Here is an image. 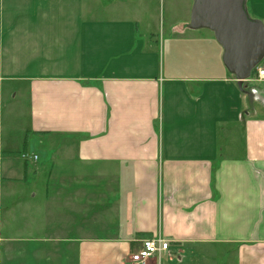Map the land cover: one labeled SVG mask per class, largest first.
I'll list each match as a JSON object with an SVG mask.
<instances>
[{
    "label": "crops",
    "instance_id": "obj_1",
    "mask_svg": "<svg viewBox=\"0 0 264 264\" xmlns=\"http://www.w3.org/2000/svg\"><path fill=\"white\" fill-rule=\"evenodd\" d=\"M146 1L0 0V85L29 148L2 150L0 264H131L158 235L169 262L200 247L264 264V81L239 85L190 28L194 0H169L184 20L159 39ZM246 5L264 24V0ZM90 202L108 232L85 239Z\"/></svg>",
    "mask_w": 264,
    "mask_h": 264
},
{
    "label": "rangeland",
    "instance_id": "obj_2",
    "mask_svg": "<svg viewBox=\"0 0 264 264\" xmlns=\"http://www.w3.org/2000/svg\"><path fill=\"white\" fill-rule=\"evenodd\" d=\"M130 1L132 5L138 7L139 0ZM139 7H142L144 12L143 15L146 20L143 28L146 26L150 31L156 34L158 39L171 33L173 31L172 27L175 26V28H178L182 26L184 20L182 6H178L177 10H173L169 0H147L145 5ZM13 99L14 98L7 90V86L0 85V180L5 168L4 160H2L1 157L2 150L15 151V155L19 156L21 152L28 151L29 149L28 145H24L25 134L20 126L23 120L19 116L17 117L16 114L12 117L9 116L12 106H16V108L18 106L17 109L19 111L23 104L21 98L18 100ZM41 164L42 167L48 166L50 161L45 160ZM0 189L5 190L6 185L2 187L0 183ZM36 203L41 202L36 201ZM92 208V202L87 203L79 214V220L84 226V234L82 236H84L85 239L105 236L108 232L104 233L102 229L96 228L93 222ZM225 250L224 248H218V250L214 252L213 250L200 247H187L185 253L178 254L179 258L176 257L172 262H169L166 256L162 255L160 262L156 264H236L235 252H231L229 256L226 257Z\"/></svg>",
    "mask_w": 264,
    "mask_h": 264
},
{
    "label": "water",
    "instance_id": "obj_3",
    "mask_svg": "<svg viewBox=\"0 0 264 264\" xmlns=\"http://www.w3.org/2000/svg\"><path fill=\"white\" fill-rule=\"evenodd\" d=\"M247 0H194L190 28H207L224 48V63L243 85L264 59V24L250 19Z\"/></svg>",
    "mask_w": 264,
    "mask_h": 264
},
{
    "label": "built area",
    "instance_id": "obj_4",
    "mask_svg": "<svg viewBox=\"0 0 264 264\" xmlns=\"http://www.w3.org/2000/svg\"><path fill=\"white\" fill-rule=\"evenodd\" d=\"M256 74L261 81H264V67H257ZM23 157L28 158V155L24 154ZM32 158L33 160L38 159L36 155ZM169 248V243L160 235L151 238H146L142 241L141 247L131 253L130 263L150 264L152 260L160 262L161 256L165 252H167Z\"/></svg>",
    "mask_w": 264,
    "mask_h": 264
},
{
    "label": "trees",
    "instance_id": "obj_5",
    "mask_svg": "<svg viewBox=\"0 0 264 264\" xmlns=\"http://www.w3.org/2000/svg\"><path fill=\"white\" fill-rule=\"evenodd\" d=\"M246 7H247V5H246ZM248 12V11H247ZM249 15V14H248ZM249 17H250V15H249ZM250 19H252L251 17H250ZM252 20H255V19H252ZM254 75H255V73H256V69L254 70Z\"/></svg>",
    "mask_w": 264,
    "mask_h": 264
}]
</instances>
